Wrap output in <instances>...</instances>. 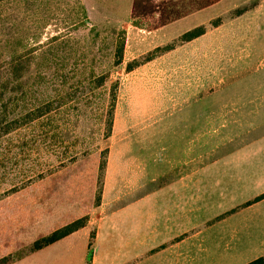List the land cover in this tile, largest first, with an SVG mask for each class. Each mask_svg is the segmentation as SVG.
<instances>
[{
  "label": "rangeland",
  "instance_id": "374dc122",
  "mask_svg": "<svg viewBox=\"0 0 264 264\" xmlns=\"http://www.w3.org/2000/svg\"><path fill=\"white\" fill-rule=\"evenodd\" d=\"M261 3L0 0V264H171L170 236H157L170 229L161 219L171 212L162 186L171 183L174 146L187 148L185 137L181 142L178 137L189 130L173 126L171 93L159 94L183 71L203 68V61L191 60L202 57L203 37L183 42L186 31L214 28ZM121 37L124 59L116 66ZM152 54L145 65L155 77L148 78L145 89L160 99V110L155 113L158 101H147L152 114L129 121L123 108L127 67ZM262 58L263 53L254 57L253 67ZM100 75L106 77L103 85L95 80ZM115 97L116 119L106 138ZM48 104L59 110L32 121L31 111ZM259 123H264L263 111ZM227 131L220 128L221 135ZM259 135L257 146L264 143L262 125ZM229 152L217 159L219 167L211 168L204 189L196 190L197 200L210 203L204 206L210 215L214 204H221L220 212H240L264 193V158ZM258 160L260 173L255 172ZM99 195L104 208L95 209ZM145 196L142 231L148 236L141 244L142 218L134 225L133 215L126 220L112 215ZM260 208L264 214V204ZM85 216L90 219L85 228L30 253L36 239ZM120 216V231L100 235L102 225L112 230L105 219L113 217L115 223Z\"/></svg>",
  "mask_w": 264,
  "mask_h": 264
},
{
  "label": "crops",
  "instance_id": "0c3cea01",
  "mask_svg": "<svg viewBox=\"0 0 264 264\" xmlns=\"http://www.w3.org/2000/svg\"><path fill=\"white\" fill-rule=\"evenodd\" d=\"M202 37V57L193 55L191 59L203 61L202 70L183 71L174 77L170 89L159 94L171 93L173 126L187 125L189 133L178 137L179 142L185 137L188 143L185 150L181 151L180 144L174 146L171 183L162 186L161 194L171 198L170 216L161 217L170 222V229L158 232L157 236H170L171 264H247L264 256V214L262 208L257 209L262 207L264 199L240 212H220L221 204H214L210 212L214 213L210 215L204 208L210 203L203 198L198 201L196 190L199 186L204 189L211 168L218 169L217 159L227 158L229 151L242 153L245 158H264V143L256 144L261 141L260 126L264 128V123H259L261 111L264 112V71L261 73L264 58L253 67V58L264 54V3L205 29ZM145 64L128 73L129 91L123 108L129 121L152 114L154 109H148L147 101H158L156 114L161 107L160 99H152L154 95L145 89L148 78L155 77ZM243 126L249 127L248 130ZM225 127L228 131L221 135L220 128ZM259 166L258 160L256 173L261 171ZM147 197L137 204L125 205L112 215L124 216L125 220L130 219L127 215H133L134 225L140 216V236L145 238L141 244L146 243L148 236L142 231L143 220L146 224L144 217L148 216L147 206L142 204ZM102 202L95 209L104 208ZM121 216L117 221L121 222ZM113 217L104 222L108 221L112 230L104 231L102 225L100 235L120 231L124 226L123 221V225L113 223Z\"/></svg>",
  "mask_w": 264,
  "mask_h": 264
},
{
  "label": "trees",
  "instance_id": "16d2710c",
  "mask_svg": "<svg viewBox=\"0 0 264 264\" xmlns=\"http://www.w3.org/2000/svg\"><path fill=\"white\" fill-rule=\"evenodd\" d=\"M242 12H240L239 14H241ZM221 24V21L215 25L218 26ZM205 33V28H195V29H191L187 32H185L182 37L181 40L183 42H189L192 41L200 36H202ZM125 39L124 38H120L117 45H116V52H115V58H116V62L115 65H121L123 63V59H124V51H125ZM173 49V48H172ZM170 48V50H172ZM154 58V55L152 54L150 57L146 58L145 60L142 61H134L133 64H129L127 67V72H130L136 68H138L139 66L145 64L146 62L151 61ZM97 82L99 83V85H103L104 82L106 81V77L105 75H100L98 77H96ZM116 103H117V99L116 97L113 99L112 101V105H111V109L109 110V117H108V121L107 123V132L105 134L106 138H109L112 134L113 131V125H114V111H115V107H116ZM59 108V107H57ZM57 108H53L52 105L48 104V105H44L43 107H37L36 109H34L33 111H31L30 113V118L32 121H40L43 117L47 116V115H51L52 113L58 111L59 109ZM104 169V164H101L100 166V170ZM264 199V193L261 194L260 196L256 197L253 201L246 203V206L251 205L253 203L259 202L261 200ZM101 195H99L98 200L95 202V206H99L101 203ZM88 217L85 216L83 218L77 219L72 221L71 223L66 224L65 226L53 231L52 233H50L49 235L46 236H42L38 239L35 240L30 253H35L37 251H40L68 236H70L71 234L81 230L82 228H84L87 223H88ZM21 258V257H19ZM6 259V258H4ZM20 260V259H19ZM247 264H264V256L259 257Z\"/></svg>",
  "mask_w": 264,
  "mask_h": 264
}]
</instances>
